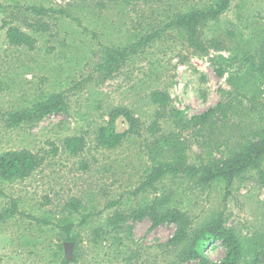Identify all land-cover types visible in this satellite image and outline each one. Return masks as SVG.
<instances>
[{"label":"rangeland","instance_id":"rangeland-1","mask_svg":"<svg viewBox=\"0 0 264 264\" xmlns=\"http://www.w3.org/2000/svg\"><path fill=\"white\" fill-rule=\"evenodd\" d=\"M211 1L0 0V152H39L49 149L48 142L59 148L28 178L0 180L6 196H0V213L12 197L20 212L51 224L39 225L21 216L1 222L0 264H63L67 242L62 241L54 226L67 217L74 224L72 233L78 237L69 264H198L196 260H180V248L168 244L175 230L171 224L151 227L150 220L143 218L126 221V227L118 232L103 227L115 210L140 208L155 196L162 197L165 206L185 212L194 230L222 214L226 226L237 234L254 243L264 242V184L254 173L236 180L228 189L217 182L203 186L181 175L166 176L154 192L137 191L149 167L147 145L155 138L142 132L114 150L99 148L94 142L95 130L107 125L110 113L118 108L129 110L148 125L156 110L149 99L154 90L168 94L169 109L184 111L188 116L200 114L218 102L236 106L235 113L225 121L226 129L219 123L214 125L217 132L208 127L198 137L181 134L189 141L190 163L197 162L198 140L201 150L218 157L217 138H250L264 126V84L250 78L249 91L240 92L236 82L246 69L240 68L234 57L240 51L237 46L264 38V0L233 1L221 24L233 37L221 39L225 45L221 50L194 52L182 34L169 30L131 54L112 75L102 79L95 71L105 49H117L150 35L163 29L177 11L209 5ZM30 6L64 10L70 18H44L48 30L34 33L26 26L34 20L25 9ZM5 24L31 34L36 41L33 49L9 45ZM219 69L223 71L221 76ZM51 93L64 94L65 114L7 127V113L24 109ZM253 93L256 97L252 99ZM241 100L243 105L238 104ZM252 104H256V110L250 113ZM160 124V136L177 133L172 119L166 117ZM117 128L122 130L125 124L118 120ZM67 136H83L86 140L83 152L76 157L63 148ZM71 199H76L80 207L78 213L69 216L65 206ZM109 203L116 204L109 208ZM87 214L93 216L86 225L78 226L80 216ZM100 228L99 235L93 233ZM205 254L218 262L223 250L215 244Z\"/></svg>","mask_w":264,"mask_h":264},{"label":"trees","instance_id":"trees-1","mask_svg":"<svg viewBox=\"0 0 264 264\" xmlns=\"http://www.w3.org/2000/svg\"><path fill=\"white\" fill-rule=\"evenodd\" d=\"M233 1L236 0H212L209 5L177 11L164 24L163 29L152 32L150 35L141 36L139 39L135 38L132 43L117 49H105L101 61L95 65L96 73L102 79L112 75L131 54L141 49L152 39H156L164 31L169 30L182 34L187 46L200 54H204L210 49L225 48L222 40L232 38L233 33L221 28L222 17L230 9ZM25 9L33 15V23H28L26 26L34 33L48 30V24L44 22V18L50 19L55 15L70 18L64 10L42 6H30ZM5 28V38L9 45L28 50L33 49L36 41L31 34L13 25L5 24ZM237 47L240 51L236 52L234 57L238 61L239 67L246 69V73L244 72L236 82L239 84L238 90L243 92L248 88L249 91L250 78H258L264 84V38H254V42ZM226 49L233 52L231 48L226 47ZM222 72V69H219L218 75H223ZM257 94L260 95L261 92L258 91ZM251 97L253 99L256 96L253 93ZM64 99L63 93H51L34 101L24 109L9 112L6 114L7 127L14 128L41 120L46 116L65 114L67 105ZM149 99L156 110L153 120L148 125L134 117L129 110L118 108L110 113L107 125L97 128L94 132L95 145L105 150L117 149L128 138L140 137L142 132H145L150 139L155 138L147 145L149 167L146 169L137 191L154 192L156 185L166 176L181 175L192 177L197 184L203 186H210L217 182L224 184L228 189L236 180L245 179L246 176L254 173L257 176L256 179L264 184V126L255 131L250 138L228 139L232 142L231 145L227 139L220 141L221 138H217L216 151L220 155L218 157L207 155L201 150L198 140L197 162L190 163L187 155L189 141L181 138V134L188 133L190 137H198L208 127L216 131L214 125L219 123L223 128L228 115L233 114L236 106L228 101L218 102L214 107L200 114L188 116L184 111L169 109V96L163 91H151ZM247 99L252 102L250 98ZM238 104L243 105L242 100ZM255 105L252 104L250 113L256 110ZM241 108L245 109L243 106ZM261 112L264 113V107H261ZM244 114L247 115L245 112ZM166 117L172 119L177 133L170 132L168 136L163 137L162 134L160 136L162 132L160 120ZM118 120L125 124L124 129L117 128ZM219 136H223V134ZM62 145L68 155L76 157L83 152L86 140L83 136H67L62 141ZM48 146V150L39 152L25 149L0 152V180L13 182L28 178L44 164L48 157L55 156L59 151L58 146L53 142H48ZM0 196L6 197L1 189ZM115 204L109 203L107 207H113ZM165 205L162 197L155 196L150 204H145L140 208L124 212L115 210L105 219L103 227L118 232L126 227L124 225L126 221L148 218L151 227L162 224H171L175 227L168 244L180 248L179 259L182 261L196 260L198 264L264 263V242L254 243L252 239L248 240L237 234L233 228L226 226L222 214H218L200 226L198 230H194L193 222L185 212L176 207ZM79 207L80 204L76 199L69 200L65 206L69 216L78 213ZM14 216L30 219L39 225H51L50 222L20 212L17 201L8 197V206L0 213V223ZM92 216V214L80 216L78 226L86 225ZM54 227L59 230L63 242H72L75 246L78 245V237L72 233L74 228L72 220L67 217ZM101 230L102 228L93 230V233L99 235ZM215 244H218L223 250V256L218 262H212L205 254V251L214 247ZM62 263L69 264V261L63 258Z\"/></svg>","mask_w":264,"mask_h":264},{"label":"water","instance_id":"water-1","mask_svg":"<svg viewBox=\"0 0 264 264\" xmlns=\"http://www.w3.org/2000/svg\"><path fill=\"white\" fill-rule=\"evenodd\" d=\"M73 246L72 242L65 243V259L69 261L71 259V248Z\"/></svg>","mask_w":264,"mask_h":264}]
</instances>
